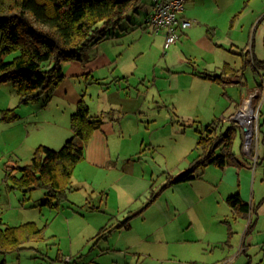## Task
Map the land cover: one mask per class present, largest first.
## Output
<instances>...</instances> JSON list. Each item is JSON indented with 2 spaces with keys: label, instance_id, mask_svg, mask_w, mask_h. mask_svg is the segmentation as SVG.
<instances>
[{
  "label": "crops",
  "instance_id": "0c3cea01",
  "mask_svg": "<svg viewBox=\"0 0 264 264\" xmlns=\"http://www.w3.org/2000/svg\"><path fill=\"white\" fill-rule=\"evenodd\" d=\"M145 1L141 0L140 4L146 6ZM148 1L149 5L144 12L143 19L141 18L140 26L144 25V28L150 31L146 27L145 20L151 13L156 0ZM251 1L186 0L184 17L195 23L180 33L178 41L168 48V53L162 52V57L156 61L155 67H153V76L156 77L153 83L155 86L157 85L158 70H162L160 75L165 72L168 77H175L182 73L194 81L204 83L202 87L206 88V91L199 94L200 89H195L192 96L182 99H176L173 96L164 98L163 102H160V106L163 107L160 111L152 110L150 107L151 103L158 104L155 97L150 100L147 98L148 96L141 99V85L151 82L149 81L150 72L139 71L137 67L130 69L128 63H135L143 56L153 55L155 49H163L164 37L163 35L152 34L151 38H148L146 33H140L139 30L138 33L135 29L133 31V36L137 42L135 51L122 52L118 46L122 45L120 42L123 40V34L116 35V31L111 32L109 30L105 38L85 51L79 60L63 66L61 82L52 89L48 97L38 102L20 105L19 98L11 84L0 85V148L3 146L4 149V151L0 149L2 151L0 161L7 156V158H11V164L25 165L21 162L30 161L38 146H45L53 150L60 149L73 136L70 117L81 101L83 94L90 113L101 116L103 120V123L93 132L85 145L84 159L74 170L72 190L68 192L67 201L63 203L67 205L65 207L67 210L63 213L66 233L57 237L56 252L53 256L47 253L43 255L39 245L44 242V238L38 244L30 245L32 252H36L39 254L38 256L43 258L48 257V264H60L61 258L66 255L72 257L77 264H95L99 258H105L110 253H122L123 251L118 246L120 243L116 240L112 244L110 235L114 232L124 233L135 230V224H138L139 218L141 219V206L136 209L131 206L133 200L139 199L137 194L134 193L135 196L127 193L128 180L141 185V180L146 182V178L154 176L155 168L160 169V166H166V158L160 154V147L151 143L145 144L146 139L141 140V132L148 135L152 131L169 125L177 120L176 112L179 109L182 111L181 114L212 113L213 116L218 114L219 120L223 124L228 119L231 120V122L228 121V127L231 123L236 124L233 121L234 118L239 117L245 111L247 104L252 103L254 93L264 92V85L256 86L253 89L246 88L240 99L236 101L226 90L227 86L231 85H247L246 80L242 83L244 64L236 67L232 60L226 56L225 45L230 42L228 44L234 46V43L231 42L235 41L224 37L235 28V32L240 38L250 34L255 22L254 18L257 17L252 14L242 16V13L244 7L249 6ZM261 10H264V3ZM129 18L126 19L127 23L132 25ZM225 29L226 32H224ZM150 33L152 32L150 31ZM145 38L147 41L144 40ZM100 45H106L105 49L101 48ZM90 49L91 52H89ZM251 49L246 54L247 56H244L243 51L238 54L230 52V54L242 57L243 62L247 61L246 64L249 63L253 70L257 71L250 61L251 56L254 55ZM209 76L220 77L221 79L212 80ZM243 86L242 89H244ZM210 91H215L213 93L214 98L210 99ZM204 97L205 99H203ZM263 100L264 98L259 104L263 103ZM256 103L257 101L254 102V105ZM9 110H14L17 118L9 122L1 120L2 112ZM258 111L260 113V109ZM257 118L258 130L260 124L258 114ZM221 123L218 124L219 132H222L220 126H224ZM237 126L239 129V125ZM253 150V158L246 155L245 148H243V156L237 158L234 154L237 159L235 164L225 169L209 165L205 168L206 170H203L201 176L183 182L190 183L187 185L195 187L198 191H201V188L208 184L209 188H206L208 189L205 191L206 193H217L221 184H226L227 193L220 195L221 200L230 208L232 215L250 221L244 232L245 235H248L257 225L255 222V226H252V213L255 210L247 202L246 187L242 186L241 170H236V167L246 168L247 166L255 171L261 159L256 143ZM147 151L148 154H151L150 156L146 154ZM141 152L145 153L141 155ZM7 164L5 163L6 168L9 166ZM13 164L9 167H13ZM5 173L6 169L4 182L7 184ZM234 173H237V186L236 182L232 181ZM227 177L231 178L229 184L226 183ZM251 185L253 190L255 179L251 181ZM7 187L9 186L7 185ZM236 187H238V191H234ZM203 192L200 193L202 196H204ZM236 193L240 194L242 200L250 206L246 215L237 213L234 208L227 204V198ZM26 196L23 194V198ZM187 210L188 206L184 205L183 208H178L176 204L172 209L173 214L176 213L177 215L183 214ZM129 211L134 213L133 218L121 222L116 218L114 219L116 225L108 226L109 222L114 224V221L108 222L107 216L115 218L120 213L125 214ZM226 224H228V233L231 235L229 223L226 222ZM187 242L201 241L200 238H195ZM244 242L245 238L241 241L242 248L232 256L229 253H224L223 250L222 258L215 264H220L219 262L221 264H235L234 261L245 252ZM210 244L212 241L208 239L206 245L209 247ZM127 245V249L135 250L132 258L134 256L141 257V237L132 238V242H128ZM20 253H14L18 261L21 259ZM152 253L153 251L149 250L146 255L151 258ZM94 259L97 261L94 262ZM6 262L7 260L3 259L0 264H6ZM34 263L31 262V264ZM108 263L119 264L117 259Z\"/></svg>",
  "mask_w": 264,
  "mask_h": 264
},
{
  "label": "rangeland",
  "instance_id": "374dc122",
  "mask_svg": "<svg viewBox=\"0 0 264 264\" xmlns=\"http://www.w3.org/2000/svg\"><path fill=\"white\" fill-rule=\"evenodd\" d=\"M263 1L252 0L249 6L246 5L244 7L242 16L252 14L255 15L254 17H257L254 18L255 22L249 35L240 38L237 32H235V28L224 37L225 39H234L235 41L231 42L234 43V46L228 44L230 42H227L225 45L227 58H230L236 67L244 64V79L242 83L246 80L247 85L237 84L227 86L226 88L236 101L240 99L246 88L253 89L256 86L264 85V69L255 71L249 63L246 64L247 61L243 62L242 57L230 54V52L238 54L243 51L245 56L248 51L250 52L252 47L251 51H253L255 57L259 60H264V19L258 24L264 16V10H261ZM145 4L146 6L140 4L135 11L129 14L128 17H130L132 25L125 20L119 27L110 30L111 32L116 31V35L123 34H121L123 40L120 42L122 45L118 46L122 52L127 50L133 52L136 50L137 42L135 36H133L134 29L136 31L139 30L140 33H146V37L148 38L152 36V33L144 28V25L140 26L141 18L143 19L149 1L146 0ZM120 29L122 30L121 32ZM226 31L225 29L224 32ZM144 40L147 41L146 38ZM116 43L119 42L116 41ZM100 46L104 48L106 45ZM159 49H155L153 55L143 56L135 63H128L130 69L137 67L139 71L150 72L149 81L151 82L141 85V99L148 96L147 98L150 100L152 97H155L158 104L151 103L150 107L152 110L160 111L163 108L160 106V102H163L162 100L169 96H173L176 99L186 98L192 96L195 89H200L199 94L205 93L206 88L202 87L204 83L194 81L191 77H187L182 73H179L175 77H168L163 71L164 73L160 75L162 70H158L159 79L155 86L153 81L156 77L154 78L153 76V67H155L156 61L162 57V52L164 53L162 48ZM91 51L90 49L89 52ZM167 51L169 52V50ZM12 57L13 54L6 56L5 59L10 60ZM202 77H204V74H202ZM242 86L244 89H242ZM214 92L210 91V99L214 98ZM262 98H264V92L258 91L253 95L252 103H249L253 108L254 115L252 118L253 124L250 128L251 130L253 129L251 139H245L240 126L243 122L238 121L235 123L239 125V129L232 145V151L237 158L244 155L243 148L246 142H248V147L244 152L246 155H250L251 158L254 157L253 148L255 147V143L259 149L261 159L255 171L247 166L246 168L236 167V170H241L242 186L246 187L247 202L255 210L252 213V226H255L256 222V228L252 229L248 235L244 234L250 221L246 218L240 219L234 216V214L232 215L230 208L221 200L220 195L227 193L226 184L222 183L217 193H206L205 191L208 190L206 188H209L208 184L207 186L204 185L205 187L201 188V191H198L195 187L187 185L190 183H183L185 185L170 183V177H175L182 173L194 162V159L198 155L196 144L201 133L205 134L204 128L206 125L221 123L218 114L216 116H213L212 113L199 115L181 114L182 111L178 108L179 110L176 112L177 120L157 131L150 132L148 135L141 132V140L146 139L145 144L151 143L160 147V154L166 158V166H160V169L155 168L154 176L146 178V182L141 180V185L135 184L130 179L128 180L127 193H135L139 199L133 200L131 206L133 209L141 206V219L139 218L138 224H135V230L124 233L114 232L110 235V242L113 244L117 240L116 242L120 243L118 246L123 251L122 253H110L105 258H99L98 262H95L97 260L94 259L95 264H109L108 262L115 261L116 259L119 264H215L222 258L221 253L223 250L224 253H229L230 256L237 254L240 248H242L241 241L243 238H245L246 242H244L245 252L239 255L238 259L234 261L235 264H264V105L263 103L259 104ZM255 101L257 103L254 105ZM259 109L260 113H258ZM257 114L259 115L260 123L258 130ZM215 117L216 120H214ZM228 121L231 122L230 119ZM228 121L225 124L221 123V125H224L220 126L222 132L225 131V127L229 124ZM0 149L4 151L3 146ZM1 150L0 153L2 152ZM148 151L146 154L150 156L151 154H148ZM143 153L145 152H141V155ZM10 159L5 156L4 160L0 161V216L2 221L7 226H16L29 221L36 223L39 227L45 226L44 242L39 245V249L42 250L43 255L47 253L53 256L58 246L57 237L63 236L66 233L63 213L67 210L65 208L67 205L63 204L58 208L40 205L45 199L43 190H34L23 198L22 192L9 189L7 185L11 186V183L6 181V184L4 182V172L6 169L5 163H8L7 165L9 166L13 164H11ZM21 163L27 164L29 161L26 160ZM237 179V173H234L232 181L236 182V186ZM253 179H255V186L252 190L251 181ZM230 180L231 178L227 177L226 183L229 184ZM237 188L234 191H238ZM253 191L254 193L252 194ZM202 192L204 196L200 194ZM175 204L178 208H183L186 205L188 206V210L180 215L173 214L172 209ZM133 215L134 213L129 211L125 214L120 213L115 218L107 216L106 219L109 222L118 218L121 222L125 219L130 220L133 218ZM226 222L229 223L230 230L232 231L231 235L228 233V224ZM113 223L110 224L109 222L108 226L116 225L115 221ZM190 223H192L191 226ZM137 236L141 237V257L134 256L132 258L135 250L127 249V244L128 242H132V238H138ZM195 238H200L201 242H187ZM208 239L212 241L209 247L206 245ZM149 250L153 251L151 258L146 255L149 253ZM32 251L31 249L22 251L19 254L21 256L20 261L16 259L15 254L5 257L0 255V263H2L3 259L7 260L6 264H31V262H35L34 264H36L40 261L44 264L49 263L48 257L43 258ZM125 253L126 255H124ZM34 256L36 258L33 259L32 257ZM219 263L221 264V262Z\"/></svg>",
  "mask_w": 264,
  "mask_h": 264
},
{
  "label": "trees",
  "instance_id": "16d2710c",
  "mask_svg": "<svg viewBox=\"0 0 264 264\" xmlns=\"http://www.w3.org/2000/svg\"><path fill=\"white\" fill-rule=\"evenodd\" d=\"M140 3L141 0H0V85L10 83L20 105L48 97L63 79V66L79 60ZM263 19L264 16L258 24ZM11 54L13 57L6 60ZM250 61L256 70L264 69V61L254 55ZM16 118L14 110L1 114V120L6 122ZM102 123L101 116L90 113L83 94L70 117L73 136L58 150L38 146L29 163L7 167L5 181L11 183L9 189L24 195L43 190L42 205L58 208L72 190L73 173L84 159L85 145ZM204 131L196 144L199 153L194 162L182 173L170 177L171 184L193 180L209 165L225 169L237 162L232 151L238 133L236 124L231 123L224 132L218 131V124H209ZM226 201L239 214L246 215L250 210L238 193ZM44 229L45 226L39 227L34 222L7 226L0 216V255L30 249V245L43 240Z\"/></svg>",
  "mask_w": 264,
  "mask_h": 264
},
{
  "label": "built area",
  "instance_id": "2783aa9c",
  "mask_svg": "<svg viewBox=\"0 0 264 264\" xmlns=\"http://www.w3.org/2000/svg\"><path fill=\"white\" fill-rule=\"evenodd\" d=\"M184 10L185 0H156L151 13L145 20L146 27L150 29L152 34L156 36L163 35L164 54H166L170 46L178 41L180 33L195 23L184 17ZM252 124L251 122V126ZM251 126L249 128H251ZM247 147L248 142L244 143V148L247 149ZM36 264L44 263L40 261ZM60 264L77 263L72 257L66 255L61 258Z\"/></svg>",
  "mask_w": 264,
  "mask_h": 264
},
{
  "label": "bare ground",
  "instance_id": "6f19581e",
  "mask_svg": "<svg viewBox=\"0 0 264 264\" xmlns=\"http://www.w3.org/2000/svg\"><path fill=\"white\" fill-rule=\"evenodd\" d=\"M253 116L254 115H253L252 108L250 104H247L245 111L238 117V119L239 121L243 122L244 125H247L248 127H250Z\"/></svg>",
  "mask_w": 264,
  "mask_h": 264
},
{
  "label": "water",
  "instance_id": "95a60500",
  "mask_svg": "<svg viewBox=\"0 0 264 264\" xmlns=\"http://www.w3.org/2000/svg\"><path fill=\"white\" fill-rule=\"evenodd\" d=\"M234 122H238V118H234L233 120ZM241 128H242V132L243 134L245 135V138L246 140L248 139H251V135H252V131L251 129L247 126V125H244V124H240Z\"/></svg>",
  "mask_w": 264,
  "mask_h": 264
}]
</instances>
